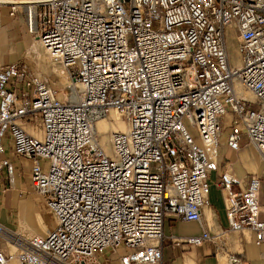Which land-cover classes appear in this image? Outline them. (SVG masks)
I'll list each match as a JSON object with an SVG mask.
<instances>
[{
    "label": "built area",
    "instance_id": "built-area-1",
    "mask_svg": "<svg viewBox=\"0 0 264 264\" xmlns=\"http://www.w3.org/2000/svg\"><path fill=\"white\" fill-rule=\"evenodd\" d=\"M2 8L23 17L76 92L60 98L25 61L0 66V153L8 140L30 161L28 188L54 219L30 235L0 223V264H161L168 217L202 229L172 237L175 246L210 242L225 264H241L223 232L203 223L214 173L227 228L264 246L260 175L219 168L222 147L238 152L243 138L264 159V0H0ZM112 111L124 128L110 132L106 150L95 121ZM12 172L1 158L0 181Z\"/></svg>",
    "mask_w": 264,
    "mask_h": 264
},
{
    "label": "crops",
    "instance_id": "crops-1",
    "mask_svg": "<svg viewBox=\"0 0 264 264\" xmlns=\"http://www.w3.org/2000/svg\"><path fill=\"white\" fill-rule=\"evenodd\" d=\"M19 17L22 16L19 15ZM0 18V66L16 62L27 56L28 52H32L38 57L43 53L37 45L39 41L38 43L30 41L25 28L22 29L15 18H10L4 8L0 10ZM20 20L22 21V18ZM225 122L224 120V124ZM21 123L27 131L34 134L41 133L38 126L34 128L28 122L21 121ZM246 142V138H243L242 145H247ZM4 144L5 151L0 153V159L8 158L13 164V172L10 176L11 180L5 178L0 181V223L13 227L15 226V196H19L20 191L29 186L30 161L27 158L16 156L8 140H5ZM242 152L234 153L223 146L219 158V168H226L227 160L235 159L233 170L239 175H246L255 169L261 177L260 202L264 208V182L262 180L264 168L262 165L258 167L249 162V157L254 158V156L248 145ZM217 175L214 173L211 176L208 193L209 203L202 211L204 226L211 233L223 232L227 248L240 256L241 264H264V246H256L253 243L251 232L247 230L231 231L227 228L222 193L214 183ZM17 211L20 216L23 214L22 202H18ZM261 216L264 217V213ZM38 221L45 228V224L39 216ZM201 232L202 229L197 222L181 221L171 217L165 218L161 238V264H223L224 258L215 254L210 242H204L198 246L188 244L175 246L172 243L174 236L200 235Z\"/></svg>",
    "mask_w": 264,
    "mask_h": 264
},
{
    "label": "rangeland",
    "instance_id": "rangeland-1",
    "mask_svg": "<svg viewBox=\"0 0 264 264\" xmlns=\"http://www.w3.org/2000/svg\"><path fill=\"white\" fill-rule=\"evenodd\" d=\"M4 9L6 10L7 13V9L6 8ZM20 18H22V21L20 20ZM15 19L19 22V25L20 27H22V29L25 28L26 34L29 36L30 41L32 42L34 41L38 43L39 39L35 35L27 31L23 17H16ZM226 36H227V48L229 50L228 52H229V56L231 57V62L232 64L237 65L239 63V58L237 54L236 34L234 30L227 29ZM37 45L39 46V49L43 52L41 55H39V57L33 54L32 52H28L27 56H24L20 60L25 61L29 65L30 69L35 71L37 74L41 76H46L50 80L51 85L56 89L57 95L60 98H63L64 92L62 91V89L67 85L73 86L74 81L71 82V80L69 79L68 76H66V74H61L59 72L58 66L50 58L49 54L41 45L40 41ZM119 117H117L116 114L113 112L107 118L98 120L96 122V129H97L96 131L98 133L99 140L105 146L106 150H109L110 132L112 130L124 128V123ZM227 117H229V114H225L224 116V120L226 121L224 124L225 126H227L228 124ZM246 144L251 148L254 156V158L249 157L250 160L249 162H251L252 165L258 167L262 165V167L264 168V159L262 158L260 153H258L256 149L248 143V141L246 142ZM247 145H242L241 149L238 152L241 153L242 150ZM238 152H234V153H238ZM229 163L233 169V166L235 164V159L227 160V165ZM250 173L257 174L255 169ZM262 177H263L262 180L264 182V173H262ZM263 191H264V186H263ZM19 194H20L19 196L18 195L15 196V226L13 227L8 226V227L14 229L15 231L24 233L25 235H27L29 232L39 234V233H43L47 229H50L54 225V219L52 215L47 211L42 197L31 192L29 188L23 189L22 191H20ZM18 202H22L23 204V214L21 216L17 211ZM261 205H262V213H264L263 204L261 203ZM38 216L44 222L45 228H43L40 225L38 221ZM221 238L222 241L225 242V249H226L225 252L228 251L235 253L227 248V243L223 235L221 236ZM212 246L214 248L215 254L219 256L221 255L224 258L223 264H225L224 253L220 251H216L214 244H212ZM112 264H118V263L112 262Z\"/></svg>",
    "mask_w": 264,
    "mask_h": 264
},
{
    "label": "bare ground",
    "instance_id": "bare-ground-1",
    "mask_svg": "<svg viewBox=\"0 0 264 264\" xmlns=\"http://www.w3.org/2000/svg\"><path fill=\"white\" fill-rule=\"evenodd\" d=\"M227 29H232L231 27H228ZM233 30V29H232ZM229 51V50H228ZM237 54H238V52H237ZM238 58H239V55H238ZM230 61H231V57H230ZM232 63V62H231ZM234 65V64H233ZM240 65V58H239V63L237 64V66H239ZM62 91L64 92V96H63V98L64 97H67V98H69V99H74V97H75V92H76V87H75V84H73V86H71V85H67V86H65L63 89H62ZM62 92V93H63ZM237 92H238V94H243V95H245V94H249V92H245V93H243L241 90H240V87L238 86V84H237ZM113 112H110L108 115H106V116H104V117H101V118H98L96 121H95V129H96V122L98 121V120H101V119H105V118H107L109 115H111ZM122 120V119H121ZM97 130V129H96ZM99 138V137H98ZM109 140H110V135H109ZM110 144V143H109ZM105 147V146H104ZM109 148H110V146H109ZM30 234H32V232H29L27 235H30Z\"/></svg>",
    "mask_w": 264,
    "mask_h": 264
}]
</instances>
